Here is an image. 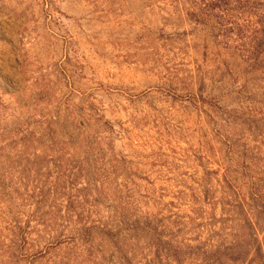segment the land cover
Wrapping results in <instances>:
<instances>
[{
    "label": "rangeland",
    "instance_id": "374dc122",
    "mask_svg": "<svg viewBox=\"0 0 264 264\" xmlns=\"http://www.w3.org/2000/svg\"><path fill=\"white\" fill-rule=\"evenodd\" d=\"M263 30L264 0H0V264H264ZM87 142L107 229L13 256Z\"/></svg>",
    "mask_w": 264,
    "mask_h": 264
},
{
    "label": "trees",
    "instance_id": "16d2710c",
    "mask_svg": "<svg viewBox=\"0 0 264 264\" xmlns=\"http://www.w3.org/2000/svg\"><path fill=\"white\" fill-rule=\"evenodd\" d=\"M212 9L217 8L218 2H212ZM219 8V7H218ZM264 35V30H263ZM261 46H258V50ZM262 53H258L257 55L252 54V60L257 62L262 57V61L264 56ZM200 90H198L199 92ZM86 151V153L84 152ZM93 150V145L90 142L86 143V147L82 149V154H85V159L79 158L74 160L73 162L67 164L65 168L61 165L60 161H57L56 168L59 170L57 173V189L56 192H61L62 197L57 199H53L51 201H39L36 203V209L34 210V215L31 217L33 221L29 219L25 222V225L28 227L23 228L21 222H17L11 220V223L8 227L12 228L13 235L16 238V241H12L11 247H14L13 256L17 252H22L24 250L23 245L26 244L25 234L23 229H29V225L34 222L37 227L40 229H45L43 233H45L44 237H48L50 239H45V248L43 251L37 252L35 256L40 255V257H45L50 252L57 248L56 243L53 245L51 243V239L53 235H56V231L52 229H82L84 232L86 244H90V236L89 229H97V226L102 227L103 229H107L104 225H102V220L97 217L98 214L96 209L102 204V198H96L95 196H91L92 187L95 189L96 185L99 184V173L102 172L100 167L101 158H98L99 155H95ZM83 160V161H82ZM70 161V160H69ZM59 165V166H58ZM88 168V171L85 169ZM80 182H84L87 188L83 190H79L78 186ZM83 192L86 195H81ZM256 202H260V205L257 206L258 209H261L264 212V197L262 194L257 195ZM162 220L157 221L156 219L152 220L147 226L149 229H162ZM136 226L133 229H140V223L136 222ZM62 230V232H63ZM62 234L58 235V239L60 240ZM22 244V245H21ZM53 248V249H51Z\"/></svg>",
    "mask_w": 264,
    "mask_h": 264
}]
</instances>
